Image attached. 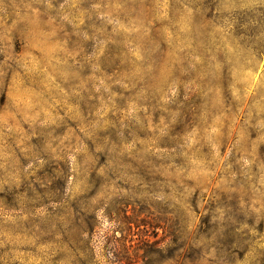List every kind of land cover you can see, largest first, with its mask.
<instances>
[{
    "label": "rangeland",
    "instance_id": "obj_1",
    "mask_svg": "<svg viewBox=\"0 0 264 264\" xmlns=\"http://www.w3.org/2000/svg\"><path fill=\"white\" fill-rule=\"evenodd\" d=\"M0 264H264V0H0Z\"/></svg>",
    "mask_w": 264,
    "mask_h": 264
}]
</instances>
